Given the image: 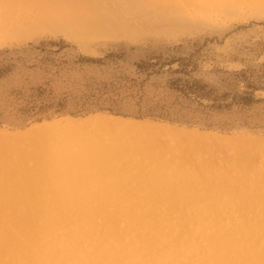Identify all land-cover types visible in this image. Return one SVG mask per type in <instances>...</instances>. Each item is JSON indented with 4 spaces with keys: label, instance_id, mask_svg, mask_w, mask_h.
Masks as SVG:
<instances>
[{
    "label": "rangeland",
    "instance_id": "374dc122",
    "mask_svg": "<svg viewBox=\"0 0 264 264\" xmlns=\"http://www.w3.org/2000/svg\"><path fill=\"white\" fill-rule=\"evenodd\" d=\"M128 1L100 0L123 13L122 26H132L141 9ZM159 11L160 20L169 17L167 24L155 25V16L154 21L139 19L140 24L137 19L138 25L123 36L105 33L113 28H62L0 42V140L34 135L45 145L53 134L91 121L151 126L158 133L149 136L166 148L173 165L202 176L191 179L199 190L186 192L195 212L189 208L178 216L198 218L194 228L201 236L190 240L178 259L201 264L210 254L211 238L223 234L232 245L251 236L257 242L254 252L261 253L264 8L258 14L248 8H213L203 15L176 5ZM126 24L115 28L121 31ZM36 151L33 143L29 153ZM139 162L138 157L130 160ZM62 165L77 164L64 160ZM195 196H208L207 203H197L201 198ZM209 197L212 203L205 206Z\"/></svg>",
    "mask_w": 264,
    "mask_h": 264
},
{
    "label": "bare ground",
    "instance_id": "6f19581e",
    "mask_svg": "<svg viewBox=\"0 0 264 264\" xmlns=\"http://www.w3.org/2000/svg\"><path fill=\"white\" fill-rule=\"evenodd\" d=\"M101 2L0 0V42L62 28H113L105 33L123 36L140 24L139 19L154 21L155 16V25L165 23L169 17L163 21L159 11L165 5L203 15L213 8H248L257 14L264 8V0H129L141 9L132 27L126 22L122 26L123 13L111 2ZM152 8L156 12L147 11ZM125 24L129 28H115ZM96 122L53 134L45 145L34 135L1 137L0 264H184L178 259L180 252L201 233L194 228L198 218L178 216L189 208L195 212L186 192L197 190L191 179L202 176L173 165L166 148L149 136L158 133L153 127ZM88 128L95 129L90 134L85 132ZM33 143L37 151L32 155ZM134 157L140 159L138 164L130 163ZM64 160L77 165L64 169ZM195 197L201 198L197 203H207L208 196ZM211 203L209 197L205 206ZM250 238L232 245L229 236L214 235L210 254L201 264H264V250L255 253L257 242Z\"/></svg>",
    "mask_w": 264,
    "mask_h": 264
},
{
    "label": "trees",
    "instance_id": "16d2710c",
    "mask_svg": "<svg viewBox=\"0 0 264 264\" xmlns=\"http://www.w3.org/2000/svg\"><path fill=\"white\" fill-rule=\"evenodd\" d=\"M2 71L0 70V77L3 75ZM242 99L245 102V104H250V102H251V100L249 98H242Z\"/></svg>",
    "mask_w": 264,
    "mask_h": 264
},
{
    "label": "crops",
    "instance_id": "0c3cea01",
    "mask_svg": "<svg viewBox=\"0 0 264 264\" xmlns=\"http://www.w3.org/2000/svg\"><path fill=\"white\" fill-rule=\"evenodd\" d=\"M91 122H94V121H91Z\"/></svg>",
    "mask_w": 264,
    "mask_h": 264
}]
</instances>
